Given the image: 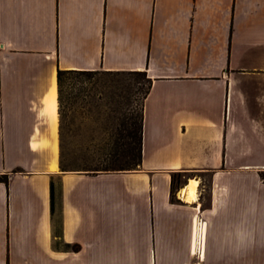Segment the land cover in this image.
Instances as JSON below:
<instances>
[{
    "label": "crops",
    "instance_id": "0c3cea01",
    "mask_svg": "<svg viewBox=\"0 0 264 264\" xmlns=\"http://www.w3.org/2000/svg\"><path fill=\"white\" fill-rule=\"evenodd\" d=\"M58 71L146 73L137 170H61ZM2 176L0 264H264V0H0Z\"/></svg>",
    "mask_w": 264,
    "mask_h": 264
},
{
    "label": "rangeland",
    "instance_id": "374dc122",
    "mask_svg": "<svg viewBox=\"0 0 264 264\" xmlns=\"http://www.w3.org/2000/svg\"><path fill=\"white\" fill-rule=\"evenodd\" d=\"M147 89L142 75L129 72L67 76L59 103L63 168L99 173L126 166L127 127L138 123Z\"/></svg>",
    "mask_w": 264,
    "mask_h": 264
},
{
    "label": "trees",
    "instance_id": "16d2710c",
    "mask_svg": "<svg viewBox=\"0 0 264 264\" xmlns=\"http://www.w3.org/2000/svg\"><path fill=\"white\" fill-rule=\"evenodd\" d=\"M95 72H92V71H58L57 84H58L59 103L61 100L63 81L67 76H71V75L88 76ZM129 73L140 74L147 81L148 89L145 93V96H144L145 98L151 88L152 81L147 78V75L145 72H129ZM111 74H114V73H111ZM115 74H118V73H115ZM127 139L129 141L124 145V149L122 150L123 157L128 158L129 160L127 161V165L121 166L118 168L105 169V170H102L101 172L132 171V170H137V168L140 166L141 160H142V113L139 115L138 123H135L134 125L127 127ZM60 168L62 171H67L63 168L62 162L60 164ZM0 182L7 183V177L6 176L0 177ZM73 248L77 250L79 249V246L76 245V246H73Z\"/></svg>",
    "mask_w": 264,
    "mask_h": 264
},
{
    "label": "bare ground",
    "instance_id": "6f19581e",
    "mask_svg": "<svg viewBox=\"0 0 264 264\" xmlns=\"http://www.w3.org/2000/svg\"><path fill=\"white\" fill-rule=\"evenodd\" d=\"M49 108L52 111V113H56V102L54 101V99L51 101V103L49 104ZM198 185V181L196 180H192L190 182V186L188 188H186L183 191V199H185L188 202H192L196 200V187ZM198 198V197H197ZM185 202V201H184ZM195 203V202H194ZM190 204V203H189ZM187 205V204H186ZM196 220H198L196 218ZM195 223V222H194ZM197 228V227H196ZM205 228V227H204ZM202 229V228H201ZM197 233V232H196ZM197 235V234H196ZM202 237V236H201ZM205 239V238H204Z\"/></svg>",
    "mask_w": 264,
    "mask_h": 264
}]
</instances>
